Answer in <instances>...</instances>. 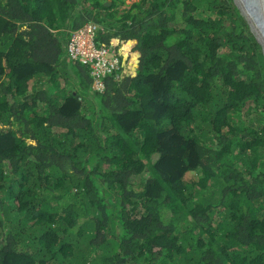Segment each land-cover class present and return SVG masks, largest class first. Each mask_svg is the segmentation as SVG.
I'll return each instance as SVG.
<instances>
[{"label":"trees","instance_id":"1","mask_svg":"<svg viewBox=\"0 0 264 264\" xmlns=\"http://www.w3.org/2000/svg\"><path fill=\"white\" fill-rule=\"evenodd\" d=\"M0 0V264H264V51L234 0ZM139 65L92 92L72 33Z\"/></svg>","mask_w":264,"mask_h":264},{"label":"built area","instance_id":"2","mask_svg":"<svg viewBox=\"0 0 264 264\" xmlns=\"http://www.w3.org/2000/svg\"><path fill=\"white\" fill-rule=\"evenodd\" d=\"M96 27L87 25L75 32L68 46L70 57L90 68L94 89L103 91L104 79L119 71L123 56L113 47H99L95 43Z\"/></svg>","mask_w":264,"mask_h":264},{"label":"rangeland","instance_id":"3","mask_svg":"<svg viewBox=\"0 0 264 264\" xmlns=\"http://www.w3.org/2000/svg\"><path fill=\"white\" fill-rule=\"evenodd\" d=\"M121 10L129 9L139 0H124ZM242 15L248 21L252 34L256 37L264 50V7L258 0H234ZM264 3V2H263Z\"/></svg>","mask_w":264,"mask_h":264},{"label":"clouds","instance_id":"4","mask_svg":"<svg viewBox=\"0 0 264 264\" xmlns=\"http://www.w3.org/2000/svg\"><path fill=\"white\" fill-rule=\"evenodd\" d=\"M87 25H92V26H95L96 27V37H95V40H96V38H97V31L98 30H100V27L98 26V25H96V24H94V23H88V24H86V25H84L83 27H81L80 29H82V28H84L85 26H87ZM80 29H78V30H80ZM78 30H76V31H74L73 33H72V35L75 33V32H77ZM96 43V42H95ZM126 44H124V43H122V44H120L119 45V47H120V50H119V52H120V54H121V56H123V64H122V67H121V69L119 70V71H117L116 73H114V74H117L116 76H122V77H129V76H131L133 73H131V71H132V65L130 64V62H129V52H128V55H127V57H125L124 55H123V50H122V47H124ZM109 47H113L116 51H117V49H116V47H114V46H108L107 48H109ZM264 51V50H263ZM67 52H68V48H67ZM118 52V51H117ZM68 54H69V52H68ZM69 57H70V55H69ZM70 61L71 62H73L74 64H77V65H80V66H83V67H85V68H87V69H89L90 70V68H88V67H86V66H84L83 64H81L79 61H75V60H73L71 57H70ZM136 72V71H135ZM90 74H91V71H90ZM113 74V75H114ZM130 74V75H129ZM129 75V76H128ZM110 76H112V75H110ZM92 78V77H91ZM92 81H93V79H92ZM104 84H105V79H104ZM105 90V88L103 89V91ZM103 91H97V90H95L94 89V82L92 83V92L93 93H95V92H99V93H102Z\"/></svg>","mask_w":264,"mask_h":264},{"label":"water","instance_id":"5","mask_svg":"<svg viewBox=\"0 0 264 264\" xmlns=\"http://www.w3.org/2000/svg\"><path fill=\"white\" fill-rule=\"evenodd\" d=\"M259 1V3L264 7V3H263V0H258ZM105 6H111V1L109 0L108 2H106L105 3ZM264 21V20H263ZM130 64L132 65V71H131V73H134L137 69H138V67H139V65L137 64V63H134L133 61H130ZM130 75V74H129ZM128 75V76H129Z\"/></svg>","mask_w":264,"mask_h":264},{"label":"bare ground","instance_id":"6","mask_svg":"<svg viewBox=\"0 0 264 264\" xmlns=\"http://www.w3.org/2000/svg\"><path fill=\"white\" fill-rule=\"evenodd\" d=\"M263 2H264V0H263Z\"/></svg>","mask_w":264,"mask_h":264}]
</instances>
